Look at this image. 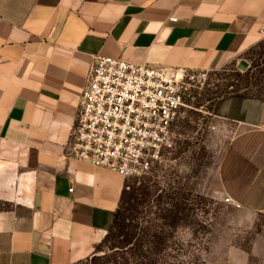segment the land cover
<instances>
[{"label": "crops", "instance_id": "1", "mask_svg": "<svg viewBox=\"0 0 264 264\" xmlns=\"http://www.w3.org/2000/svg\"><path fill=\"white\" fill-rule=\"evenodd\" d=\"M262 40L264 0H0V264H75L113 224L127 177L67 149L95 56L212 71ZM215 116L223 192L264 219V98Z\"/></svg>", "mask_w": 264, "mask_h": 264}, {"label": "rangeland", "instance_id": "2", "mask_svg": "<svg viewBox=\"0 0 264 264\" xmlns=\"http://www.w3.org/2000/svg\"><path fill=\"white\" fill-rule=\"evenodd\" d=\"M248 70V77L237 76ZM247 84L250 94L264 89V40L224 67L208 71L206 81L193 91L192 107L175 128L172 147L149 173L127 178L151 186L153 195L134 217L143 228H165L167 250L160 254V264H264V219L249 217L233 204L219 178L234 129L217 119L215 109L223 95ZM176 202L183 206L180 222L172 228L163 215Z\"/></svg>", "mask_w": 264, "mask_h": 264}, {"label": "built area", "instance_id": "3", "mask_svg": "<svg viewBox=\"0 0 264 264\" xmlns=\"http://www.w3.org/2000/svg\"><path fill=\"white\" fill-rule=\"evenodd\" d=\"M208 70L97 55L82 93L69 155L123 176L149 173L172 147L178 122ZM73 191V188L70 189Z\"/></svg>", "mask_w": 264, "mask_h": 264}, {"label": "trees", "instance_id": "4", "mask_svg": "<svg viewBox=\"0 0 264 264\" xmlns=\"http://www.w3.org/2000/svg\"><path fill=\"white\" fill-rule=\"evenodd\" d=\"M249 73L248 70L245 75L238 73L237 76L248 77ZM249 90L248 84L243 89L237 85L234 93L230 95L264 98V89L258 94H250ZM226 96L229 94L226 93L221 99ZM152 195L149 183L140 180L132 183L127 181L109 232L90 257L75 264H160L159 259L162 257L160 254L167 250L163 246L167 240L165 228L162 231L152 230L150 227L143 228L136 223L134 217L138 206L145 202V198H150ZM170 206L164 210L163 218L165 225L173 228L180 222V209L183 205L182 202H176L175 205ZM102 250L105 254L97 255L96 252Z\"/></svg>", "mask_w": 264, "mask_h": 264}]
</instances>
